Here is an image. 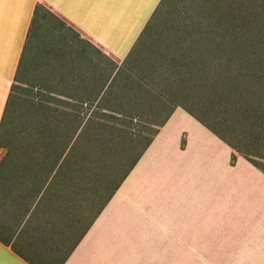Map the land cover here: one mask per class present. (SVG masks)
Wrapping results in <instances>:
<instances>
[{
    "label": "crops",
    "instance_id": "1",
    "mask_svg": "<svg viewBox=\"0 0 264 264\" xmlns=\"http://www.w3.org/2000/svg\"><path fill=\"white\" fill-rule=\"evenodd\" d=\"M159 2L0 0V119L25 83L107 111L113 66ZM229 153L175 106L115 190L65 173L75 158L0 157V264H264V174Z\"/></svg>",
    "mask_w": 264,
    "mask_h": 264
},
{
    "label": "trees",
    "instance_id": "2",
    "mask_svg": "<svg viewBox=\"0 0 264 264\" xmlns=\"http://www.w3.org/2000/svg\"><path fill=\"white\" fill-rule=\"evenodd\" d=\"M133 51L136 52L132 60L143 63L146 57V62L150 61L151 67L159 70L162 80L158 82V74L154 79L138 74L143 81H149L148 85L142 83L139 89V83L129 88L130 92L146 89V93L150 87L159 88L160 95L163 91L167 100L178 101L173 107H180L230 149L229 166L234 165L238 155L264 174V0H161L124 60ZM11 95L0 119V148L6 147L3 157L8 158L19 157L11 156V149L2 143ZM144 99L147 98L130 99L136 101L131 106H138ZM89 103L91 107L94 102ZM44 118L46 121L55 119L51 114ZM55 135V131L47 133L38 129L34 133L33 150L39 155L31 157L76 158L72 146L67 150L74 131L66 139L61 135L57 147H43L47 146L44 143L54 140ZM28 136L26 132L19 133L14 142L18 151L26 153ZM180 147H183V139ZM90 155L88 150L83 157ZM82 165L85 164L67 165L69 173L90 174ZM76 183L66 180V185Z\"/></svg>",
    "mask_w": 264,
    "mask_h": 264
},
{
    "label": "rangeland",
    "instance_id": "3",
    "mask_svg": "<svg viewBox=\"0 0 264 264\" xmlns=\"http://www.w3.org/2000/svg\"><path fill=\"white\" fill-rule=\"evenodd\" d=\"M135 52L133 51L129 58L126 60L124 58L113 66L112 78L105 87L103 95L105 99L113 93V99L106 104L107 111H100L101 107L105 106L103 102L91 105V107L82 106L77 102L61 101L43 94L40 92L39 86L35 88L30 83L15 86L8 101V125L2 141L9 150L11 149V156L39 155L33 150L36 146L33 141L34 133L38 129L47 133L55 131L54 140L45 141L48 142L44 143L47 146H43L46 149L57 147L59 143L57 140L61 135L66 139L74 131L67 150L70 146L74 148L76 165L85 164L81 168L92 174L108 173L105 175L106 178L111 180L115 186L125 170L152 138L154 131L164 121L170 109L178 102L167 100L164 92L162 91L160 95V89H156V87H150L147 91L149 93H145L146 89L138 93L128 90L136 87L135 85L139 83L140 85L137 86V88L140 87L139 89L142 85H148L149 81H143L139 75L145 79H154L156 74L161 76L159 70L151 67V63H148L150 61L146 62V57L142 60L143 63L134 62L132 59L135 57ZM131 66L134 69L129 68ZM157 80L159 82L162 78H157ZM176 87L175 84V92ZM135 97H145L150 100L137 101L138 106H131L136 101L130 99ZM79 105H81L80 108ZM90 109H93L91 115H89ZM66 113L71 116H65ZM46 114L53 115L55 119L46 121L44 118ZM22 132L29 135L28 140L25 141L26 153L18 151L14 144L19 133ZM235 136L238 137V135ZM88 150L91 155L87 158L83 157ZM5 153L6 147L0 148V157H3ZM67 165L69 164L64 166L65 173L70 171ZM210 251H216L214 246H210ZM226 264H245V262L226 261Z\"/></svg>",
    "mask_w": 264,
    "mask_h": 264
}]
</instances>
